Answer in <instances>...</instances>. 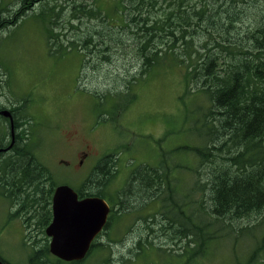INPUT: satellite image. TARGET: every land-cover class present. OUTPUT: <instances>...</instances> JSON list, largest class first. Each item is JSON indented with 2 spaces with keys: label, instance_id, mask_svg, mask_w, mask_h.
Returning a JSON list of instances; mask_svg holds the SVG:
<instances>
[{
  "label": "rangeland",
  "instance_id": "obj_1",
  "mask_svg": "<svg viewBox=\"0 0 264 264\" xmlns=\"http://www.w3.org/2000/svg\"><path fill=\"white\" fill-rule=\"evenodd\" d=\"M28 2L30 10L15 25L0 29V110L13 111L26 123L21 129L30 134L29 146L37 161L48 169L54 186L66 185L74 191L80 190L93 167L106 155L118 156V163L112 169L115 178L105 192L110 196L127 187L131 173L139 166H151L154 172H159L158 168L163 166L175 167L171 169L170 180L176 193L165 191L161 200L156 201L158 205L146 198L138 201L126 198L121 212L124 213L111 218L101 242H97L101 247L91 254L111 255L109 264H249L252 253L262 247L264 223L254 225L261 216L233 224L235 229L254 225L243 231H232L227 225H222L227 228L215 227V236L204 252L186 261L176 255L184 253L186 247L192 249L193 243H189V237H177L172 230H167L168 219L160 217L162 205L168 203L170 196L179 203L183 195L191 193L194 184L191 169L196 161L188 149L180 148L199 146L204 141L199 131L192 129L195 115L191 113V100L195 97L186 94L182 69L154 68L145 81L134 85L132 77L138 76L139 69L130 59L132 50L127 53L121 50L108 61L95 57L96 40L89 41L88 36L96 30L97 17L81 15L78 6L85 5V11L90 12L91 4L97 2L109 18H118L119 11L114 10L119 0ZM20 3L21 0H0L1 19L12 18ZM51 11L59 13L53 24L50 23ZM67 23L74 31L68 29ZM47 28L64 34L58 43L62 45L60 49L67 47L68 50L56 54L48 52ZM75 48L91 53L86 67H82L80 51ZM129 90L134 101L122 112L128 97L111 94H126ZM103 114L110 115V119ZM0 128L6 133L2 142L9 144L12 141L9 120L0 119ZM18 130L13 131V139ZM86 146L92 155L74 169L76 153ZM184 166L188 170H182ZM208 170H201L204 173L201 180L207 178ZM192 199L190 195L189 205L182 210L186 214L194 210L190 204ZM174 209L167 216L177 220L179 208ZM10 213L0 197L1 261L32 264L35 253L32 249L40 244H34L33 240L43 236L32 228L25 232L21 221ZM150 214L154 217L148 218ZM154 218L160 222L155 224V230L160 231L155 237L151 226ZM182 219L176 221L175 230L180 231L177 225L184 223ZM130 225L135 240L126 236ZM147 226L152 230L147 231ZM24 232L29 239H25ZM91 259L89 264L104 263Z\"/></svg>",
  "mask_w": 264,
  "mask_h": 264
},
{
  "label": "trees",
  "instance_id": "obj_2",
  "mask_svg": "<svg viewBox=\"0 0 264 264\" xmlns=\"http://www.w3.org/2000/svg\"><path fill=\"white\" fill-rule=\"evenodd\" d=\"M28 1L21 0L12 18L1 19L0 13V29L15 25L30 10ZM91 6L93 10L87 12L85 5H79L78 12L97 17L96 30L88 36L89 41L96 40L95 57L108 61L121 50L124 53L132 50L130 59L139 69L138 76L132 77L134 85L145 81L154 68L182 69L186 94L195 97L191 100V113L195 115L192 129L199 131L204 141L199 146L180 148L193 154L196 165L191 169L194 176L191 193L183 195L179 203L172 199L176 191L170 173L175 167L169 166H160L159 172H154L151 166H142L131 173L124 190L111 196L106 194L115 178L112 169L118 163L117 155H106L100 160L76 191L79 198L99 197L118 207L108 219L109 225L112 217L121 215L126 198L158 201L165 191L173 194L162 205L160 217L168 219L167 230L177 237H189V243H193L192 249L186 247L184 253L176 255L185 261L204 252L215 236V227L227 225L232 231H243L264 223V0H119L114 10L119 11L118 18H109L97 2ZM51 12L53 24L59 13ZM68 29L74 31L70 24ZM47 31L46 47L50 54L68 50L60 49L58 40L64 36L61 31L60 34L48 28ZM80 54L82 67H86L91 53L80 51ZM111 95L128 97L122 112L134 101L130 90ZM12 115L14 130H19L14 134L13 146L0 154V197L11 210L9 215L21 221L25 232L32 228L43 236L42 249L34 253V259L38 254H48L44 231L52 216L55 186L48 169L37 161L29 146L30 134L21 129L26 123ZM5 137L0 128V149L10 144L2 142ZM203 168L209 169L204 181ZM182 170L188 169L184 166ZM190 195L194 210L186 214L182 210L189 205ZM174 208H179L178 219L184 218V223L177 225L180 231L175 230L178 219L167 216ZM253 216H261L256 224L233 228L237 221ZM146 230L152 228L147 226ZM261 243V249L252 253L249 264H264V236ZM97 247L101 246H93Z\"/></svg>",
  "mask_w": 264,
  "mask_h": 264
},
{
  "label": "water",
  "instance_id": "obj_3",
  "mask_svg": "<svg viewBox=\"0 0 264 264\" xmlns=\"http://www.w3.org/2000/svg\"><path fill=\"white\" fill-rule=\"evenodd\" d=\"M0 116L11 124L12 141L0 154L14 143L13 119L7 110ZM110 211L106 200L99 197L79 198L76 191L66 185L54 188L51 199V221L45 228L49 239V252L63 261H79L87 254L94 238L103 230ZM0 264H6L0 260Z\"/></svg>",
  "mask_w": 264,
  "mask_h": 264
},
{
  "label": "flooded vegetation",
  "instance_id": "obj_4",
  "mask_svg": "<svg viewBox=\"0 0 264 264\" xmlns=\"http://www.w3.org/2000/svg\"><path fill=\"white\" fill-rule=\"evenodd\" d=\"M13 113H11V115H12ZM12 117H13V115H12ZM14 118V117H13ZM9 120V119H8ZM89 155H92V153H90V150H89V148H88V146H86L85 147V149L84 150H81V151H78L77 153H76V162H73V164L72 165H74V169H77L78 167H81L82 166V164H83V162L86 160V158L89 156ZM61 163H64V162H61ZM67 165H69V164H67ZM95 167V166H94ZM93 167V168H94ZM93 170V169H92ZM78 194V193H77ZM79 197V196H78ZM85 198V197H84ZM104 200H106V199H104ZM107 201V200H106ZM152 202H153V204L155 205H158V203L156 202V200H151ZM107 203H108V205H109V208H110V211H109V213H108V215H107V222H108V219L110 218V216L112 215V213L115 211V210H117V207H113V205L111 204V202L110 201H107ZM130 211V210H129ZM155 214V213H154ZM150 215H152V214H150ZM149 215V216H150ZM51 221V220H50ZM149 221L151 222V219H149ZM153 224L151 225L152 226V228H153V231H152V233H153V235H154V237L156 236V233H157V231L159 230V229H156L155 230V226L156 225H159V220L157 219V218H154L153 220ZM107 222H106V225H105V227L103 228V230L94 238V240L92 241V243H91V246H90V249H89V251L87 252V254L83 257V259L82 260H79V261H63V260H60V259H58L57 257H55V256H53L50 252H49V239L47 240V245H48V254H44V253H41V254H38V255H36L35 256V258L33 259V262H32V264H85V263H87V264H89V262H90V259L91 258H94V259H91V261H99V262H104L103 264H109V261L111 260V255H108V254H105L104 256H102V255H95L94 256V254H91V251H93V246L95 245V244H100V243H97V242H101V240H102V238H101V235L107 230V228H108V226L109 225H107ZM157 222H159L158 224H156ZM156 224V225H155ZM146 231V230H145ZM160 233V231H158V234ZM126 236H128V239H130V240H135V239H137V238H135V236H134V234H133V226L132 225H130V228H129V230H128V232H127V235ZM34 242H36V241H39V245L35 248V249H32V252H36V254L37 253H39L40 252V250L42 249L41 248V245L43 244V242L41 241V240H39V238H35L34 240H33ZM135 245V244H134ZM49 258H51L50 260H51V262H50V260H49ZM91 263V262H90Z\"/></svg>",
  "mask_w": 264,
  "mask_h": 264
},
{
  "label": "bare ground",
  "instance_id": "obj_5",
  "mask_svg": "<svg viewBox=\"0 0 264 264\" xmlns=\"http://www.w3.org/2000/svg\"><path fill=\"white\" fill-rule=\"evenodd\" d=\"M12 116V115H11ZM12 119H13V117H12ZM12 129V128H11ZM13 131H14V123H13ZM139 168H140V166H139ZM135 171V170H134ZM122 211H124V210H122ZM124 213V212H123ZM123 213H121V215L123 214Z\"/></svg>",
  "mask_w": 264,
  "mask_h": 264
}]
</instances>
